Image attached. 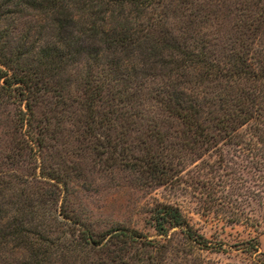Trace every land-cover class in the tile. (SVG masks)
I'll return each mask as SVG.
<instances>
[{
	"label": "trees",
	"instance_id": "1",
	"mask_svg": "<svg viewBox=\"0 0 264 264\" xmlns=\"http://www.w3.org/2000/svg\"><path fill=\"white\" fill-rule=\"evenodd\" d=\"M94 173L195 185L215 232L243 225L232 246L264 256V0H0V264L227 244L170 201L147 205L152 237L95 216L78 200Z\"/></svg>",
	"mask_w": 264,
	"mask_h": 264
},
{
	"label": "rangeland",
	"instance_id": "2",
	"mask_svg": "<svg viewBox=\"0 0 264 264\" xmlns=\"http://www.w3.org/2000/svg\"><path fill=\"white\" fill-rule=\"evenodd\" d=\"M205 161L208 158L204 159ZM212 160V159H211ZM200 166L203 162L198 163ZM205 165V163H204ZM195 164L189 165L182 177L190 181L201 169ZM206 172L208 168L204 166ZM228 170L229 168H225ZM89 190L79 194L78 200L95 216L103 213L110 216L111 220H119L128 226H133L155 236V232L145 223L144 211L147 205L155 200L170 201L177 204L189 222L207 237L223 239L227 244L223 250L200 249L186 243L181 235L174 238L177 244L175 258L170 264H263L264 256L249 254L232 246L238 239H246L248 230L243 225H225L224 229L215 232L217 226L211 216L203 209L200 194L195 185L186 183L177 185H137L121 178L120 174L105 175L94 173L89 177ZM221 225V222H218ZM258 235L259 249L264 253V228ZM254 233V232H252ZM213 234V236H212ZM212 236V237H211ZM175 244V245H176ZM184 247H183V246Z\"/></svg>",
	"mask_w": 264,
	"mask_h": 264
}]
</instances>
